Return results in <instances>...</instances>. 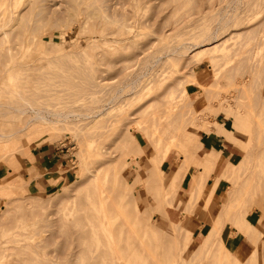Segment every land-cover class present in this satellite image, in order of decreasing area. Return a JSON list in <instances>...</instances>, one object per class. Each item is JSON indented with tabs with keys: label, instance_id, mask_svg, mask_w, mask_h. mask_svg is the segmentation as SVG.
Here are the masks:
<instances>
[{
	"label": "rangeland",
	"instance_id": "374dc122",
	"mask_svg": "<svg viewBox=\"0 0 264 264\" xmlns=\"http://www.w3.org/2000/svg\"><path fill=\"white\" fill-rule=\"evenodd\" d=\"M9 1L0 0V53L9 51L7 59L0 60V101L20 103L26 98L52 110L85 112L107 106L120 87H124L120 93L127 96L124 94L126 97L121 100L126 102L122 101L120 108L109 113L96 130L83 131L86 134L79 130L70 133L58 130L50 132L53 134L50 137L46 129L40 128L29 135L31 142L23 148L24 161L18 170L0 158V264H14L15 260L16 264H35L32 256H37V252H49L54 264H75L80 260L77 258L80 227H83L81 235L85 246L95 245V252L109 248L104 243L113 240L111 244L122 256L118 264H264V236L257 230L264 232V157L253 152L254 161L250 160L245 168L232 170L236 167L234 163H239L246 155L245 145H249L246 150H264V0H244L237 5L229 3L231 0H11L12 6ZM58 6L64 11L60 12ZM10 13L14 20L5 22V16ZM32 13L34 16L29 18ZM37 13L40 14L35 16ZM107 15L116 20L125 19L128 29L118 30L116 23L105 20ZM220 16L226 17L219 21ZM27 18L30 23L25 28ZM216 22L220 24L221 47L215 52L193 55L195 47L199 49L217 42L214 35H210L219 26ZM176 46L180 53L165 57L166 63L153 62L155 56L173 52ZM9 53L14 54V59ZM212 54L216 56L212 58ZM6 61L9 65L15 64L10 80V71H2ZM131 84L137 88L133 89ZM171 97L186 105L185 109L191 114V119L187 116V127L199 134L201 143L193 141V157L184 147H174L170 153H164L162 170H168L171 163L184 155L191 164L187 173L181 170L185 171V176L176 191L162 182L160 169L153 165L151 158L136 157L147 147L151 137L159 139L161 148L168 146L169 132L160 108ZM5 119L7 117L0 114V129H12L16 116H11L7 124L3 123ZM156 119L158 124L154 123ZM228 122L232 126L235 123L234 136H223L219 132V125ZM205 131L223 136L227 143L226 155L233 152L230 163L210 162L211 169H208L195 159L215 160L216 155L201 149ZM236 140L242 149L230 145ZM50 145L62 150L72 162L69 180L56 184L52 178L33 181L34 174L29 175L27 159H32L31 153ZM216 165H220L217 170ZM254 170L262 175V184L244 185L243 189L251 191L252 188L253 195L242 201L232 189ZM95 174L100 178H97L98 184L100 182L108 194L103 209L99 201L92 198L98 185ZM218 178L220 181L212 195H221L222 202L225 199L229 202L215 212H206L203 206L212 198L209 190ZM65 197L70 200L60 204ZM234 197L237 199L232 201ZM41 201L45 207L39 206ZM102 210L107 212L106 221L114 230L113 239L103 234L93 238L92 231L96 228L92 219ZM237 211L246 212V218L257 226L252 238L236 230L232 218ZM204 215L222 222V225L219 223L223 226L221 233L217 232L213 239H220L235 257L222 251L219 240L213 244L215 251L209 246L208 250L200 248L212 223L197 227L193 236H189L192 225ZM101 227L97 225L99 231H105ZM45 228L47 230L42 232ZM52 233L56 234L55 239L40 246ZM65 241L69 243L70 256L58 257L57 250ZM12 246L14 250H4ZM81 261L103 264L102 257Z\"/></svg>",
	"mask_w": 264,
	"mask_h": 264
},
{
	"label": "bare ground",
	"instance_id": "6f19581e",
	"mask_svg": "<svg viewBox=\"0 0 264 264\" xmlns=\"http://www.w3.org/2000/svg\"><path fill=\"white\" fill-rule=\"evenodd\" d=\"M4 1V0H3ZM8 1V0H7ZM105 1H110V0H105ZM178 1V0H177ZM219 1V0H218ZM244 0H231V2L229 1V3H232V4H242V2H243ZM2 2V1H1ZM1 2H0V4H1ZM10 3H11V6H12V2H11V0L9 1ZM16 2V1H15ZM54 2V1H53ZM128 2V1H127ZM64 3H66V1L64 2ZM69 3V2H68ZM200 3V2H199ZM228 3V4H229ZM57 4H59V3H57ZM122 4V3H121ZM126 4V3H125ZM236 4V5H237ZM264 4V3H263ZM263 4H261V5H263ZM3 5V4H2ZM1 5V6H2ZM7 5V4H6ZM106 5H107V3H106ZM198 5V4H197ZM200 5V4H199ZM219 5V4H218ZM54 6V5H53ZM52 6V7H53ZM109 6V5H108ZM107 6V7H108ZM118 6V5H117ZM169 6V5H168ZM171 6V5H170ZM177 6V5H176ZM217 6V5H216ZM49 7V6H48ZM59 7V10H60V12H62V11H64V10H62L61 11V6H58ZM65 7L66 6H64L63 8L65 9ZM72 7V6H71ZM51 8V7H50ZM110 9H111V7H109ZM112 8H114V6L112 7ZM1 9V8H0ZM7 9V8H6ZM6 9H5V11H6ZM12 9V8H11ZM54 9V8H53ZM117 9H119V7L117 8ZM3 10V9H2ZM8 10V9H7ZM55 10V9H54ZM113 10V9H112ZM114 10H115V8H114ZM165 10V9H164ZM9 11H10V8H9ZM53 11V10H52ZM116 11H118V10H116ZM122 11V10H121ZM222 11H223V9H222ZM7 12V11H6ZM13 12V11H12ZM55 12V11H54ZM113 12H115V11H112V13ZM119 12V11H118ZM133 12V11H132ZM196 12V10L194 11V13ZM219 12H221V11H219ZM14 13V12H13ZM13 13L11 14H7L6 16H5V18H7L6 20H5V22H9V21H11L12 19H13ZM59 13V12H58ZM120 13V12H119ZM218 13V12H217ZM226 13H228V12H226ZM225 13V14H226ZM40 13H37V14H35V16L36 15H39ZM157 14V13H156ZM5 15V14H4ZM90 15V14H89ZM116 15V14H115ZM119 15V14H118ZM129 15V14H128ZM192 15V14H191ZM221 15H222V13H221ZM227 15V14H226ZM33 17L34 16V14L32 13L30 16H29V18L30 17ZM232 16V15H231ZM102 17V16H101ZM154 17H155V15H154ZM188 17V16H187ZM221 18L219 19V21L221 20H223V18L224 17H226V16H220ZM132 18V17H131ZM231 18V17H230ZM14 20V19H13ZM12 20V21H13ZM105 20H107V22L108 23H116V25L118 26V30H120V31H126L127 29H128V27H129V23L125 20V19H121V20H116V18H114V19H112L111 17H108V15H107V17H105ZM184 20V19H183ZM230 21H231V19H229ZM136 21V20H135ZM175 21V20H174ZM218 21V22H219ZM229 21V22H230ZM19 22V21H18ZM28 22H29V19L27 18L26 20H25V23H24V26H25V28L29 25L28 24ZM182 22V21H181ZM227 22V21H226ZM30 23V22H29ZM217 23V22H216ZM219 23H221V22H219ZM228 23V22H227ZM227 23H225V24H227ZM7 24V23H6ZM9 24V23H8ZM7 24V25H8ZM18 24V23H17ZM168 25V24H167ZM171 25V24H170ZM217 25H219L218 26V28L217 29H215V31H214V33L212 32L210 35H214L213 36V38L214 39H216L215 41H217V42H211V43H209L208 45H206V46H204V47H202V48H199V49H197V47H195L192 51H194L193 52V55H199V54H202V53H210V52H215V50L216 49H218V48H220L221 47V43H219V37H218V33H219V29H220V24H218L217 23ZM3 26H4V24H3ZM6 26V25H5ZM254 26V25H253ZM257 26V25H256ZM250 27H252V26H250ZM2 28V27H1ZM4 28V27H3ZM215 28H216V26H215ZM6 29V28H5ZM171 29V28H170ZM174 29V28H173ZM12 30V29H11ZM10 30V31H11ZM256 30V29H255ZM26 32V31H25ZM161 32V31H160ZM169 32V31H168ZM237 32V31H236ZM239 32V31H238ZM4 33L5 34H7L8 33V31H5L4 30ZM159 33V32H158ZM163 33V32H162ZM208 37V36H207ZM221 37V36H220ZM127 38V37H126ZM7 39V38H6ZM205 39V38H204ZM9 40V39H8ZM124 40H125V38H124ZM158 40V39H157ZM156 40V41H157ZM3 41H4V38H3ZM212 41V40H211ZM10 42V41H9ZM261 43V42H260ZM153 44V43H152ZM154 44H156V42H154ZM154 44H153V46H154ZM1 45V44H0ZM8 45H9V43H8ZM183 45H185V44H183ZM10 46V45H9ZM152 46V45H151ZM181 46V45H180ZM150 47V46H149ZM177 47V46H176ZM187 48H189V47H187ZM9 50H10V48H8ZM15 49V48H14ZM145 50L147 49L146 47L144 48ZM173 52H170V53H168V54H165V55H157V56H155L154 57V61L153 62H155V64H162L163 65V62L164 63H166V60L167 59H164L165 57L166 58H168L171 54H173V53H177L178 51H179V47H177V48H173ZM147 51V50H146ZM9 52V51H8ZM8 52L6 53V52H2V53H0V57H1V59L0 60H6L7 59V57H8ZM145 52V51H144ZM143 52V53H144ZM142 53V52H141ZM142 53V54H143ZM178 53H180V52H178ZM10 54V56L13 58V56H14V54L12 53H9ZM140 55V54H139ZM149 55V54H148ZM177 55V54H176ZM216 55L215 54H212L211 55V57L212 58H214ZM170 58V57H169ZM10 59V58H9ZM14 59V58H13ZM169 60V59H168ZM15 61V60H14ZM151 61V60H150ZM137 62V61H136ZM138 63V62H137ZM145 63V62H144ZM255 63V62H254ZM140 64V63H139ZM147 64H149V62L147 63ZM15 64H12V65H9L8 63H7V61L6 62H3V69H2V71H10L9 72V75L10 76H8V79L10 80V79H13V75H12V73L14 72V71H12V68H13V66H14ZM136 65V64H135ZM135 65H134V67H135ZM152 65H154V64H152ZM151 65V66H152ZM147 66V65H146ZM133 67V66H132ZM145 67V66H144ZM143 67V68H144ZM148 67V66H147ZM150 68V67H149ZM128 69V68H127ZM131 69V68H130ZM159 69V68H158ZM121 70H123V69H121ZM141 70H142V68H141ZM147 70H148V68H147ZM157 70V69H156ZM125 70H123V72H124ZM146 71V70H145ZM144 71V72H145ZM148 71H151V70H148ZM120 72V71H119ZM126 72V71H125ZM133 72H135V71H133ZM141 72V71H140ZM143 72V71H142ZM141 72V73H142ZM137 73V72H136ZM149 73V72H148ZM121 74H122V72H121ZM120 74H118V76H119ZM131 75V74H130ZM133 75V74H132ZM142 75V74H141ZM117 76V75H116ZM129 76V75H128ZM136 76V75H135ZM142 76H144V75H142ZM141 76V77H142ZM15 77V76H14ZM105 77H106V75H105ZM140 77V76H139ZM138 77V79H140ZM150 77V76H149ZM103 78V77H102ZM118 78V77H117ZM153 78V77H152ZM110 79H111V77H110ZM112 79H114V78H112ZM128 79H130L129 77H128ZM138 79H136V80H138ZM149 79V78H148ZM108 80V78H106V81ZM115 80V79H114ZM141 80V79H140ZM140 80H138V81H140ZM99 81V80H98ZM104 81V80H103ZM110 81V80H109ZM124 81H127V80H124ZM123 81V82H124ZM147 81V80H146ZM135 82V81H134ZM134 82H133V85H134ZM152 82V81H151ZM136 83V82H135ZM119 84V83H118ZM137 84V83H136ZM139 84V83H138ZM91 85V84H90ZM111 85V84H110ZM125 85V84H124ZM127 85H128V83H127ZM101 86V85H100ZM116 86V85H115ZM126 86V85H125ZM131 86H132V84H131ZM133 87V89H135V88H137V87H135L134 88V86H132ZM140 88V87H139ZM124 89V87H120L118 90H117V92L111 97V99L109 100V102L107 103V106L106 105H104V107L103 108H99V109H90V110H87V111H85V112H74V111H72V110H64V109H61V110H52L51 108H49L48 106H46V105H42V104H38L37 102H35V101H29V100H27L26 98H24L20 103H13V102H2V101H0V106H3L4 108H1L0 109V114L1 115H3V116H6L7 117V119H5V121L3 122L4 124H7V123H9L8 121V119L11 117V116H16V121L14 122V127L12 128V129H5V128H1L0 129V158H1V160H5V161H7V163H8V165L9 164H11V165H13V166H15L16 167V170H18V169H20L21 167H22V165H23V161H24V159H23V157H22V152H23V148H24V146L27 144V143H30L31 141H30V139L28 138V136L29 135H31V134H34V133H36L40 128H43V129H46V133H47V135H49L50 134V132H55V131H58V130H66V131H68L69 133H70V131H75V132H77V130H79V131H81V132H83V131H86V132H88V131H92L94 128H95V130H96V128L97 127H99L100 126V124L99 123H102V120L103 119H107V115H109V113H111V112H113L115 109H118V108H120V106H122L123 105V103H122V101H124V100H121L123 97H126L123 93H120L122 90ZM131 89V88H130ZM132 89V90H133ZM129 90V89H128ZM130 92V91H129ZM132 92H134V91H132ZM131 92V93H132ZM108 93V92H107ZM110 93V92H109ZM131 93H129V94H131ZM141 93H143V92H141ZM22 94V93H21ZM128 94V93H127ZM133 94V93H132ZM163 94V93H162ZM174 95V94H173ZM144 96V95H143ZM137 97V96H136ZM232 97V96H231ZM231 97H229V99L231 98ZM258 97V96H257ZM173 98L171 97L170 98V100H168L167 99V101H164V108L162 107V108H160V110L162 109V112L160 113L162 116H165V122H166V126H167V128H168V139H169V144H168V146H166V148H161V146L159 145L160 144V141H159V139L158 138H156V136L155 137H151V140H150V142L148 143V145H147V147H145V148H142V150H141V152H140V154L139 155H137L136 157L137 158H143V159H145V158H151V161H152V163H153V165L156 167V168H159L160 169V173L162 174V182H165L166 184H167V187H168V189L171 187V189H174L175 190V188H177L178 187V185H180L182 182H180V179H181V181H182V179H184L183 177L185 176V171H186V173L188 172V170H186V169H189V167H190V165L191 164H189V162H188V160L187 159H185L184 157H185V155H184V157L182 156V157H180V158H177L176 159V161H175V163H171V165H170V167L168 168V170H162L161 168H160V166H161V164L163 163V161L165 160L164 159V153H170V150L172 149V148H178V147H184V149H185V151L186 152H189L190 151V153H191V157H193L194 156V150H192L193 148H192V144H193V141H198V143L197 144H199L200 143V140H199V134H197V133H195V132H192L191 130H189L188 129V117L187 116H190L189 118L191 119V114L188 112V110L187 109H185L186 108V105L185 104H182V103H180V102H178V100L176 99V100H172ZM102 100V99H101ZM100 100V101H101ZM190 101H192V100H190ZM196 101V100H195ZM18 102V101H17ZM124 102H126V101H124ZM188 102V101H187ZM109 103H110V105H109ZM122 103V104H121ZM214 104V103H213ZM258 104V102L256 103V105ZM102 105V104H101ZM126 105V104H125ZM260 105H262V104H260ZM145 106V105H144ZM165 106H167V109L165 108ZM238 107V106H237ZM242 108V107H241ZM255 108H256V106H255ZM238 109V108H237ZM253 109V108H252ZM159 110V111H160ZM240 111V110H239ZM255 111H256V109H255ZM155 112H157V111H155ZM123 113V112H122ZM138 113V112H137ZM137 113H135V114H137ZM152 113V112H151ZM243 113V112H242ZM134 114V115H135ZM140 114V113H139ZM155 114V113H154ZM245 114V113H244ZM138 115V114H137ZM157 115V114H156ZM119 116V115H118ZM132 116V115H131ZM140 116V115H139ZM246 116V115H245ZM244 116V117H245ZM148 117H150V115L148 116ZM243 117V116H242ZM243 117V118H244ZM109 118H111V117H109ZM109 118H108V120H109ZM124 118V117H123ZM122 118V119H123ZM139 118V117H138ZM143 118V117H142ZM255 118H257V117H255ZM90 119V120H89ZM118 120H119V118H117ZM117 119H114V120H117ZM151 119V118H150ZM189 119V120H190ZM85 120H89L88 122H82V121H85ZM114 120L112 121V122H114ZM259 120V119H258ZM143 121V120H142ZM145 121V120H144ZM143 121V122H144ZM233 121H234V119H233ZM243 121V120H242ZM244 121H246V123H248V121L247 120H244ZM160 122H162V120L160 121ZM164 122V123H165ZM192 122H193V120H192ZM216 122H218V121H216ZM235 122V121H234ZM240 122V121H239ZM10 123H13V122H10ZM107 123V122H106ZM115 123V122H114ZM154 123H156V124H158V119H156L155 121H154ZM241 123V122H240ZM194 124H196V123H194ZM234 125H235V123H233ZM250 124V123H249ZM249 124H247V125H249ZM104 125V124H103ZM132 125H134L135 126V124H132ZM233 125V126H234ZM237 125V124H236ZM239 125V124H238ZM237 125V126H238ZM243 125V124H242ZM247 125H245L246 127H247ZM262 125V124H261ZM106 126H107V124H106ZM115 126V125H114ZM137 126H139V125H137ZM164 126V125H163ZM202 126H204V125H202ZM233 126H232V124H231V122H228L227 124H222V125H219V132H220V134L221 135H226V134H229V135H231V136H234V134H235V129H233ZM264 126V125H263ZM136 127V126H135ZM134 127V128H135ZM243 127V126H242ZM248 127H250L251 128V126H248ZM262 127V126H261ZM150 128V127H149ZM240 128V127H239ZM249 128V129H250ZM256 128V127H255ZM92 129V130H91ZM105 129H107V128H105ZM110 130H111V128H109ZM152 129V128H151ZM252 129V128H251ZM101 130V129H100ZM125 130V129H124ZM130 130V129H129ZM156 130V129H155ZM162 130V129H161ZM106 131V130H105ZM104 131V132H105ZM249 131V130H248ZM67 132V133H68ZM86 132H83V133H85L86 134ZM103 132V133H104ZM250 133L252 132V130H250L249 131ZM57 133V132H56ZM100 132H98V134H99ZM150 133V132H149ZM159 133V132H158ZM248 133V132H247ZM90 134L91 133H89V136H90ZM98 134H95V135H98ZM101 134V133H100ZM99 134V135H100ZM53 135V134H52ZM51 134L49 135L50 137L52 136ZM92 135V134H91ZM152 135V134H151ZM150 135V136H151ZM160 135V134H159ZM249 135V134H248ZM55 136V135H54ZM123 136V135H122ZM154 136V135H153ZM166 136V135H165ZM165 136H164V138H165ZM222 136V137H223ZM53 137V136H52ZM91 137V136H90ZM93 137V136H92ZM135 136L134 135H132V138L135 140L136 138H134ZM86 138V137H85ZM100 138V137H99ZM247 138V137H246ZM85 140V139H84ZM97 140V139H96ZM101 141V140H100ZM118 141V140H117ZM135 141H137V140H135ZM247 141V140H246ZM252 141V140H251ZM255 141V140H254ZM166 142H168V141H166ZM165 142V143H166ZM248 142V141H247ZM253 142V141H252ZM201 144V143H200ZM247 144V143H246ZM103 145V144H102ZM232 147H234V148H237V149H242V147H240V144H239V142L236 140V142H234L233 141V143H231L230 144ZM245 145V144H244ZM245 146H249V145H245ZM253 146V145H252ZM113 147V146H112ZM163 147V146H162ZM197 147H198V145H197ZM247 147H246V149H247ZM110 148V147H109ZM179 149V148H178ZM245 149V148H244ZM245 149V152H246V155L243 157V159L239 162V163H234V164H236V167H233L232 168V170L233 171H237V168L238 167H242V166H244V168H245V165L248 163V162H250V160H252L251 159V157H252V155H253V152L254 153H258L259 155H261V156H263L264 157V150L262 149V150H260L259 152H256V151H252V150H246ZM258 149V148H257ZM110 151H111V149H110ZM115 151V150H114ZM87 152V151H86ZM116 152V151H115ZM115 152H113V154L115 153ZM116 153H118V152H116ZM206 153H208V154H212V155H216V157H215V160H210V159H208V158H206V160L205 161H202L201 159H199V158H195V159H197V161L201 164V163H203V165H204V167H208V169H211V167H209L210 166V162H216V163H219V162H221V161H223L224 160V155H223V153L222 152H219V151H217V148H213L212 150H210V151H206ZM125 154H126V152H125ZM179 154V153H178ZM128 155H129V153H128ZM133 155V154H132ZM89 156V155H88ZM130 156V155H129ZM255 158V157H254ZM257 159V158H256ZM0 160V161H1ZM126 160V159H125ZM115 161V160H114ZM123 161V160H122ZM130 161H131V159H130ZM252 161H254V160H252ZM113 162V161H112ZM228 163H230V162H228ZM255 163V162H254ZM150 164H151V162H150ZM197 164V163H196ZM254 166H255V164H253ZM258 165H260V164H258ZM220 166V165H219ZM219 166H217L216 165V167H215V169L217 170L218 168H219ZM253 166V167H254ZM134 167V166H133ZM11 168V167H10ZM183 169H185V171H183L184 173H182L181 172V170H183ZM200 169V168H199ZM235 169V170H234ZM256 169H257V167H256ZM98 170V169H97ZM202 169H200V171H201ZM253 170V169H252ZM109 171V170H108ZM181 173H180V172ZM202 171H204V170H202ZM204 172H207V171H204ZM97 173V172H96ZM184 174L183 176H181V178H179L180 177V174ZM201 173V172H200ZM209 173H210V171H209ZM208 173V174H209ZM205 174V173H204ZM200 175V174H199ZM206 175V174H205ZM207 176V175H206ZM252 176V178H253V180L251 181V180H249L250 179V177ZM99 177V175L98 174H95L94 175V179H95V181H97V183L96 184H98V179H100V178H98ZM261 177H262V175L261 174H259V173H257V171H252V173L250 172V176L245 180V181H243V182H240V183H238L239 184V186L238 187H235V188H233L232 189V192L234 191V192H236V193H238V195H239V198L238 199H240V200H242V201H247V200H249V198L253 195V193L251 192L252 191V188H251V191L250 190H246V189H243V186L245 185V187H246V185H249V186H251L252 185V183L254 182L255 184H257L258 186H260V184H262V179H261ZM98 178V179H97ZM92 179V178H91ZM220 181V179L218 178V179H215L214 181H213V183L211 184V187H210V190H209V193H211L210 195H212L213 194V192H215L216 190V186H218V182ZM251 181V182H250ZM169 182V183H168ZM264 182V181H263ZM180 183V184H179ZM205 183V182H204ZM203 183V184H204ZM214 183H216L215 184V186H213V184ZM100 182H99V184L98 185H96L97 187H96V191H95V193L92 195V198L93 199H95V201H99L98 203L99 204H101V207H102V209H103V207L105 206V201H106V199H107V197H108V194L106 193V189L104 188V186H100ZM206 184H208V182H206ZM170 185V186H169ZM201 186V185H200ZM203 186V185H202ZM207 186V185H206ZM215 187V188H214ZM214 188V189H213ZM260 188V187H259ZM78 189V188H77ZM211 189H213V190H211ZM201 190V189H200ZM231 190V189H230ZM258 190V189H257ZM176 191V190H175ZM174 191V192H175ZM211 191V192H210ZM229 191V190H228ZM201 194L203 193L204 194V191L202 192H200ZM208 193V194H209ZM215 194V193H214ZM216 195V194H215ZM3 196H5V195H3ZM61 196V195H60ZM221 196V195H220ZM220 196L219 195H216V197H218V198H216V197H214L213 195H212V198L211 197H209V199H208V201H209V203L207 204V202H206V204L207 205H204V203H203V208L206 210V212L207 211H216L217 209H220L221 207H222V205H225V203H227L228 204V202H229V199H228V202H227V200L225 199L224 200V202H222V200H220V199H222V198H220ZM2 197V196H1ZM6 197V196H5ZM64 197V196H63ZM110 197V196H109ZM60 198V197H59ZM66 199H62L60 202V204H63V203H65L66 201H68V200H70V198L69 199H67L68 197H65ZM211 198V199H210ZM236 197H234L233 199H232V201L235 199ZM262 198V197H261ZM224 199V198H223ZM237 199V198H236ZM235 199V200H236ZM4 200H6L5 198H4ZM36 200H39V198L38 199H36ZM239 200V201H240ZM43 201V200H42ZM41 201V202H42ZM204 202L205 201H207V198L205 199V200H203ZM231 201V200H230ZM238 201V200H237ZM41 202H39L40 204H39V206L42 208L43 206L45 207V205L43 204V202H42V204H41ZM113 203H115V202H113ZM214 204V205H213ZM104 205V206H103ZM262 207V206H261ZM68 208V207H67ZM73 209V207H69V210H72ZM78 209H81V207H79ZM117 209V208H116ZM106 210V209H105ZM105 210H102L101 212L102 213H99V214H95L94 215V218L95 219H92L93 221V227L94 228H96V229H93L94 231H92V234H93V238L95 239V237H98L97 235H99V234H103V235H106V236H108V238L109 239H113V237H112V235H113V229L110 227L109 228V225L111 226V224H109V221H106V219H107V210L105 211ZM121 211V210H120ZM238 212V211H237ZM246 212H238V214L236 215V216H234V218H232V221L234 222V224L236 225V230L237 231H239V232H242V233H245V235L247 236V238H252V236H253V230L254 229H256V225H253L251 222H250V220H248L247 218H246ZM143 217V216H142ZM202 220L200 219V221H199V219H198V221H196L193 225H192V228H191V230L189 231L190 233H189V236L191 237V236H193V231L194 230H196L197 229V227H203V225H205V224H207V223H212V228H211V230H210V232L208 233V234H206L205 236H204V239H203V243H201V247L200 248H204V249H206V250H208V248L211 250V251H215V249H216V245L213 247V244L215 243H219V241H220V247H221V249H222V251L224 252V253H226V254H228L229 255V257L230 256H233V257H235L236 255L232 252V251H230L228 248H226V246L223 244V242H221V240L220 239H217V241H215L214 239H213V237L216 235V233L218 232H220L221 231V227H223V226H221L222 225V222H220L219 220H214L212 217H207L206 215H204V216H202ZM91 219V218H90ZM108 220V219H107ZM215 221V222H214ZM225 221V220H224ZM219 223H221V225L219 224ZM219 224V225H218ZM53 226V223H48V226ZM97 225H101L102 227V229L103 230H105V231H99V229L97 228ZM220 226V227H219ZM83 227H80V229H78V231L80 232H77L78 234V243L80 244V249H79V253H78V255H77V258L78 259H80L79 260V262H77L76 261V263L75 264H83L82 263V261H81V259L82 258H86V260H88V259H91V258H99V257H102V259H103V264H118L119 263V259H120V257H122V256H120V255H118V253H117V250H116V248L114 247V244H111V242L113 241V240H111V241H109L110 243H104V244H106L107 246H109V248L107 247L106 249H103V251H98V252H95V251H97V247L95 248L94 246L95 245H89L88 247H86L85 246V241H84V237H83V235H81L82 233H83V231H81V229H82ZM62 229V228H61ZM45 230H47L46 228L44 229V230H42V232L43 231H45ZM257 230L259 231V233H261V235H263L264 236V232H262V231H260L258 228H257ZM257 230H255V231H257ZM70 231V230H69ZM134 232V231H133ZM221 233V232H220ZM213 235V236H212ZM55 236H56V234H54V233H52L49 237H47V238H44L43 240H42V242L40 243V246H42V247H44L45 246V244H49V242L50 241H52V240H54L55 239ZM58 237L60 236V234H58L57 235ZM219 236H220V234H219ZM219 236H218V238H219ZM65 238V237H64ZM189 238V237H188ZM217 238V237H216ZM68 239V238H67ZM219 240V241H218ZM262 240H264V237H263V239ZM68 242L67 241H65V242H63V244L61 243V245L59 246V248H58V250H57V252L58 253H56V255L58 256V257H63V256H65V258H67V257H69L70 256V253H69V246H68V244H67ZM114 243V242H113ZM93 244V243H92ZM97 245V244H96ZM183 246V245H182ZM209 246V247H208ZM180 247V246H179ZM57 248V247H56ZM256 248V247H255ZM9 249H11V250H14L15 249V247L14 246H12V247H4V250L5 251H7V250H9ZM209 250V251H210ZM120 251V250H119ZM53 252V251H52ZM86 252L88 253V255L89 256H86L87 254H86ZM177 252V251H176ZM54 253V252H53ZM224 253H222V254H224ZM51 255H54V254H52L51 253ZM209 255V254H208ZM226 256V255H225ZM223 257V256H222ZM208 258V257H207ZM32 259H34L35 260V264H54L53 263V261L55 262V260L52 258V257H50V253L48 252L47 254H43V253H40V252H37V256H35V255H33L32 256ZM53 261H52V260ZM123 259V258H122ZM231 259V258H230ZM14 260H15V258L13 259V262H14ZM157 260V259H156ZM207 260V259H206ZM223 261V260H222ZM231 261V260H230ZM238 261V260H237ZM122 262V261H121ZM159 262V261H158ZM232 262V261H231ZM249 262V261H248ZM206 263V262H205ZM238 263V262H237ZM14 264H16V260H15V263ZM216 264H218V263H216Z\"/></svg>",
	"mask_w": 264,
	"mask_h": 264
},
{
	"label": "crops",
	"instance_id": "0c3cea01",
	"mask_svg": "<svg viewBox=\"0 0 264 264\" xmlns=\"http://www.w3.org/2000/svg\"><path fill=\"white\" fill-rule=\"evenodd\" d=\"M201 149L206 152L213 148L221 149L224 155L222 163H227L228 160L232 161V154L225 153V147L227 143L224 138L218 135L216 132L205 131V137L201 140ZM226 145V146H225ZM230 146V145H229ZM32 159L28 158L29 163V175L33 177V181H41L42 178H46L49 181L51 178L58 184L60 181L69 180L72 176V162L63 153L62 150L56 149V147L50 145L47 147H39L37 150L31 153ZM48 175V176H46ZM42 182V181H41ZM53 182H50L52 184ZM55 184V185H56Z\"/></svg>",
	"mask_w": 264,
	"mask_h": 264
},
{
	"label": "built area",
	"instance_id": "2783aa9c",
	"mask_svg": "<svg viewBox=\"0 0 264 264\" xmlns=\"http://www.w3.org/2000/svg\"><path fill=\"white\" fill-rule=\"evenodd\" d=\"M68 159H69V157H68Z\"/></svg>",
	"mask_w": 264,
	"mask_h": 264
}]
</instances>
